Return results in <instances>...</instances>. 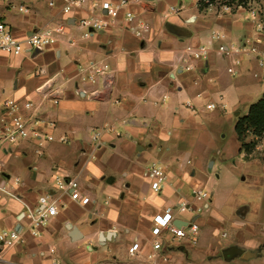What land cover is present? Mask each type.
I'll return each instance as SVG.
<instances>
[{"label":"crops","instance_id":"obj_1","mask_svg":"<svg viewBox=\"0 0 264 264\" xmlns=\"http://www.w3.org/2000/svg\"><path fill=\"white\" fill-rule=\"evenodd\" d=\"M48 1L0 0V20L17 39L47 26L64 27L52 46L0 56V99L33 103L22 113L40 121L36 132L53 136L42 145L33 139L14 145L0 141V180L13 195L0 191V233L20 232L12 245L0 243V264H228L234 259L264 264V245L257 247L261 238L256 239L258 232L264 238V231L253 227L251 238L239 243L228 242L227 232L218 237L215 232L228 222L231 231L244 236L234 218L241 213L240 219L248 216L250 223L264 225V213L247 201L223 219L212 208L211 193L208 201L196 203L202 209L194 215L200 221L194 244L163 234L155 250L150 234L153 216L189 201L188 194L201 189L195 185H218L219 162L239 155L264 175V162L245 159L234 131L238 118L264 95V68L238 48L252 43L264 48V30L243 9L219 13L216 6L199 9L198 0H128L131 20L122 10L108 28L83 37L84 29L75 22L99 15L102 1L116 0H82L68 14L60 11L59 0L55 7ZM256 2L264 14V0ZM19 4L29 13H19ZM212 29L223 38L210 41ZM198 45L208 46L205 60L188 57L187 47ZM219 45L224 53L218 52ZM181 56L190 71L180 69ZM93 67L101 73L96 75ZM45 83L49 87L39 90ZM218 95L224 107L207 110L205 104L218 101ZM105 125H113L119 135H103L104 145L90 158L91 130ZM227 126L232 127L231 145L219 147ZM151 161L166 177L160 192L150 188L145 176ZM244 171L248 175L250 168ZM71 179L89 202L70 198L64 185ZM42 195L56 200L57 213L33 236L24 205L35 207ZM134 242L138 250L130 255Z\"/></svg>","mask_w":264,"mask_h":264},{"label":"built area","instance_id":"obj_2","mask_svg":"<svg viewBox=\"0 0 264 264\" xmlns=\"http://www.w3.org/2000/svg\"><path fill=\"white\" fill-rule=\"evenodd\" d=\"M61 2L60 11L63 14L70 13L75 7H77L82 0H59ZM257 0H247L245 3H238L237 1L231 2L230 0H198V5H202L203 9H207L212 6L218 8L219 13H231L238 9H243L247 12L249 19L255 20L257 28L264 30V14L261 13L258 7ZM48 5L55 7V0H49ZM128 0H116L102 1L99 4V15H91L86 18H80L75 23L78 27L84 29L83 37H89L93 33L101 32L114 23L117 14L120 11H124L125 19L131 20L133 15L126 10ZM11 7H14L11 5ZM19 13L28 14L29 7L19 4L17 6ZM63 25H55L53 27H45L40 30L31 31L24 39H17L11 30V28L3 21L0 20V56H19L26 52L40 51L46 47L54 45L56 42V35L63 32ZM140 33L137 32V35ZM207 37L210 41H219L223 38V35L215 29L208 32ZM257 43L244 44L238 50H246L253 54L260 67L264 68V48H258ZM208 46L198 45L196 47H187L188 57L192 60H205L208 55ZM225 49L223 45H219L218 52L224 53ZM180 69L190 71L192 69L191 64L187 63V59L184 56L180 57ZM184 62V63H183ZM103 65V69L106 68ZM94 73L100 74L101 70L97 67L92 68ZM82 72V70H81ZM228 72L232 73V69H228ZM84 79V78H83ZM87 80L94 82L92 76H88ZM48 83L39 87V90L47 88ZM201 97V94L197 95ZM45 97V96H43ZM56 103V101H54ZM220 105L224 107L222 95H218V101L207 102L205 108L207 110H214ZM186 106H191L190 102H186ZM33 108V103L26 101L18 103L14 100L0 99V141L5 144H17L27 139H33L38 145H42L43 141H52L53 136L42 134L35 131V126L40 121L32 120L30 117L25 116L22 111L30 110ZM112 133L119 135L113 125H105L102 127H96L91 130L90 138L92 142V150L90 158H93L94 151L99 149L103 144L102 136ZM264 138V137H262ZM61 142H65V139L60 138ZM145 176L147 177L150 188L154 192H160L165 187L166 177L163 173L162 167L157 161H151L146 167ZM13 184L18 183V179L12 180ZM62 187V186H59ZM64 188L70 192V198L75 201H80L82 204L89 202V198L82 196L78 190V184L75 179L67 181ZM0 191H3L9 195L11 192L5 189V185L0 180ZM13 196V195H12ZM210 195L207 191L201 189H193L190 193L189 201H180L177 204L167 207L163 212L155 214L152 218V227L150 230L151 244L153 249L158 250L162 246L161 235H166L171 240H185L190 244H194L198 238L199 224L196 220V216L202 209L198 207L196 203H204L208 201ZM25 207V219L27 220V229L33 236H38L41 232V228L47 223L48 219L56 215V200L51 195H42L38 198L35 207L24 205ZM182 214H188L187 219L180 218ZM20 232L17 230H2L0 233V243L4 245H12L19 240ZM138 243L134 242L128 249L130 255H134L138 250Z\"/></svg>","mask_w":264,"mask_h":264},{"label":"rangeland","instance_id":"obj_3","mask_svg":"<svg viewBox=\"0 0 264 264\" xmlns=\"http://www.w3.org/2000/svg\"><path fill=\"white\" fill-rule=\"evenodd\" d=\"M232 133V127L227 126L224 127L222 131V135H224V138H218L217 143L219 147H222V144H228L231 145L230 137ZM264 135L262 136H255L251 134V132H247L244 143L253 142L255 143L253 147L249 149L248 152L242 151L244 154L245 159L247 160H257L259 162H264ZM233 145V144H232ZM239 155H235L229 160L221 161L216 165L215 173L218 175L219 178L216 180V183L218 185H195L208 193H211L213 195V205L212 208L214 209V212L216 213V216L218 218H228L230 215L231 209L234 208V206L243 201H247L248 203H252L257 207V209L264 213V175H259L256 169L250 167L247 163L244 162V160L239 158ZM149 163L147 164V166ZM250 168L249 174L246 175L244 171V167ZM245 180H242L241 178H244ZM262 180V182H260ZM190 199V195L187 196ZM251 211V210H250ZM252 212H250V215ZM242 216V213H241ZM238 215H235V220L240 222V225H242V230L245 231V235L238 237V233L231 229V225L227 222L223 225L219 224L217 227L222 228V230L218 229L216 232V235L218 237V233H225L227 232V237L225 238L228 242H235L239 243L241 239H250L251 234H253L250 229L253 227H257L258 230L264 231V225L259 226L255 225L253 221L250 223L251 218L248 216H245L243 218L246 219H240ZM202 217V216H201ZM253 217V216H252ZM243 220V221H242ZM242 221V222H241ZM200 221H198L199 223ZM248 223V224H246ZM216 227V228H217ZM202 232L207 234V228L203 227ZM230 230V232H229ZM199 231H200V223H199ZM199 231H198V237H199ZM261 238V239H260ZM260 239V244L257 245V247H261L262 238L259 235V232L257 234V238ZM256 247V246H255ZM254 264H260L258 263V259H253ZM251 261V262H252ZM262 263H264V253H262V259L260 260ZM228 264H243L239 259H234Z\"/></svg>","mask_w":264,"mask_h":264},{"label":"trees","instance_id":"obj_4","mask_svg":"<svg viewBox=\"0 0 264 264\" xmlns=\"http://www.w3.org/2000/svg\"><path fill=\"white\" fill-rule=\"evenodd\" d=\"M231 2L237 1L238 3H245L247 0H230ZM199 9H203L202 5H198ZM234 131L240 142V150L248 152L255 143L252 141L244 143V139L247 132L255 136L264 135V95L261 98L251 104L248 108V112L245 116L239 117L235 123Z\"/></svg>","mask_w":264,"mask_h":264},{"label":"water","instance_id":"obj_5","mask_svg":"<svg viewBox=\"0 0 264 264\" xmlns=\"http://www.w3.org/2000/svg\"><path fill=\"white\" fill-rule=\"evenodd\" d=\"M113 264H115V263H113Z\"/></svg>","mask_w":264,"mask_h":264}]
</instances>
